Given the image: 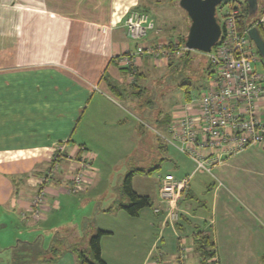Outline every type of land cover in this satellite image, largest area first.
Returning a JSON list of instances; mask_svg holds the SVG:
<instances>
[{
    "label": "crops",
    "instance_id": "0c3cea01",
    "mask_svg": "<svg viewBox=\"0 0 264 264\" xmlns=\"http://www.w3.org/2000/svg\"><path fill=\"white\" fill-rule=\"evenodd\" d=\"M166 1L178 7L174 0H0V230L9 228L11 222L18 228L15 234L32 241L40 240L33 237L36 230L45 233L67 224L71 227L70 240L77 243V237L82 238L84 218L120 214L131 225L128 232H136L138 239L140 234L143 244L136 246L137 253L133 250L132 254L121 243L109 245L115 231L97 223L96 230L107 231L100 239V254L108 264H249L250 261L260 264L264 251L262 148L251 146L230 155L222 153L221 162L210 170L204 169L214 179L204 180L200 194L192 188L195 166L187 167V172L182 170L183 174L167 171L176 177L190 175L188 189L178 202L179 218L172 224L164 223L163 213L160 214L164 212L158 198L162 175L144 177L148 188L139 190L133 181L135 176H140L134 173L131 178L134 191L152 199L150 223L156 229V236L150 245L145 243L148 234L145 231L141 234V226L137 225L145 221L146 207L131 216L114 199L90 206L93 200L89 188L94 185L96 175L91 149H107L116 139L123 143L122 130L130 122V113L118 101L122 100L128 108L135 107L133 103L138 102L143 92L151 64L148 63L151 58L144 55L134 56L130 64L120 61L124 54L134 51L137 42L128 35L124 20L132 9L147 12L156 27L143 41L157 42L163 36L161 24H165L166 15L161 9L167 5ZM256 3L251 15L264 29V10L258 13L264 0ZM8 11L10 15L5 13ZM180 19L182 29L186 19L183 16ZM156 62L163 60L152 59V64ZM130 74L133 77L136 74L135 86L129 82ZM174 114L162 124L161 135L169 133ZM135 122L127 136L128 142L130 137L134 143L141 140L137 131L140 122ZM159 142L155 147L160 149H153L158 157L154 154L155 157L142 159L147 164L136 168L159 165L149 166L151 161L165 157L161 155L166 149ZM57 147L65 150L59 160L60 171L46 183L44 210L35 219L28 214L29 199ZM204 152L208 157L214 156L210 149ZM66 153L88 157L90 162L83 169L84 179L79 189L72 193L64 192L62 187L76 172L78 163L67 159ZM74 205L81 209L80 213L86 209L84 213L88 215L55 222L60 212ZM156 206L160 212L154 211ZM201 237L212 243V258L202 259L196 251L195 240ZM46 238L47 235L40 241L43 245ZM11 264H15L13 258ZM28 264H77V258L70 250L52 261Z\"/></svg>",
    "mask_w": 264,
    "mask_h": 264
},
{
    "label": "built area",
    "instance_id": "2783aa9c",
    "mask_svg": "<svg viewBox=\"0 0 264 264\" xmlns=\"http://www.w3.org/2000/svg\"><path fill=\"white\" fill-rule=\"evenodd\" d=\"M240 5L233 4L224 14L218 41L205 52L211 65L206 88L198 97H191L178 107L169 126L170 138L166 141L188 154L195 169L210 167L221 162L222 153L234 154L247 147L264 149V73L257 72L253 62L258 60L256 48L248 36V28H239ZM124 26L128 35L136 40L134 51L124 54L122 64L132 63L136 55L168 61L179 58L187 49L172 39V45L164 42H145L143 39L154 28V21L145 11L132 9ZM132 58V59H131ZM214 156L208 157L204 150ZM54 150L47 170L38 180V188L29 201V209H41L46 195V183L58 173L59 160L65 152ZM66 158L78 163V169L63 185L62 190L72 193L79 189L84 179L83 169L90 165L88 157L70 155ZM190 175L176 177L167 172L160 176L158 198L164 206L162 221L174 223L179 218L178 202L188 189ZM160 207H154L160 212ZM34 212V211H32ZM35 213V212H34Z\"/></svg>",
    "mask_w": 264,
    "mask_h": 264
},
{
    "label": "rangeland",
    "instance_id": "374dc122",
    "mask_svg": "<svg viewBox=\"0 0 264 264\" xmlns=\"http://www.w3.org/2000/svg\"><path fill=\"white\" fill-rule=\"evenodd\" d=\"M166 3L167 5H165L164 8L161 9V11L163 10L164 14L166 15V18L164 20L165 24H161L162 31L160 32V35L162 34L163 36L162 38H160V40H158L164 43H168V40L171 39L180 38V34L182 33V36L186 35L189 25V21L185 11L181 7H179L178 3L175 2V0L174 3L179 7L180 10H177L178 7H172V4H170L168 1H166ZM233 4L244 7L245 0L221 1L216 6V16L220 22L223 21L224 14L228 12L230 6ZM261 9L264 10V3L262 4V7L258 9V13H262ZM5 13L10 15V11ZM180 16H183L186 19V26H183L182 29H180L179 27V22L181 23ZM154 28L150 32L154 31ZM169 61H171V64L165 63ZM148 63L152 64V59H150ZM151 64H149L150 69L148 70L147 77L143 82V92L138 98V102L135 101L133 103L135 107L132 106V108H128L124 104V102L120 100V98L117 99L120 100L118 102L124 105L130 113V116H128L130 122L127 123L124 126V130H122L125 136L123 143L116 139V141H113L107 149H91L94 157V159L92 160V165L96 168V175L93 181L94 185L89 188V191H91L89 195L93 200L92 205L90 206H98L102 202L104 203L110 199H114L116 204H126V196L123 194L122 190L124 175L127 171L139 166L140 164H147L146 161L144 163L142 159H146L147 157H155V155L158 157V154L153 152V149H160L159 147H155L156 142L158 141H161L163 144V149H166V151L164 152L165 154L161 155L165 157L160 160L158 159L157 162H155V160H148L149 162H152V164H150L149 166L159 164V167H156L151 173H136L135 175L140 176V178H136L135 176V179L133 181V184L136 188H138L139 190L148 188V185L146 183L147 180H144V177L156 178L158 175H163L167 171H171L174 174H183L184 172L182 170L187 172V167L194 168L195 166L194 163L192 164L186 153L179 151L174 144L166 142V140L161 136L163 132L162 124L169 120V117H171L172 114H174V112L178 109V107L185 101H187L189 97H198L206 88L209 75L211 74L207 68L208 58L206 57V54L204 52L190 49V58L188 59V61L184 60V58L179 57L171 58L168 61H163V63L156 62L152 65ZM253 66L257 72L264 73L263 58L261 59L259 57L258 60L253 62ZM134 77H136V74H134ZM134 77L133 74H130L129 76V82H131V85H134V82L136 81ZM134 120L136 121V124L138 121L140 122V129L138 130L137 128V131L140 134L139 139L141 140H138L137 143H134L133 137H130L129 143L127 136L132 131L131 125L134 124ZM163 135L168 139L170 138V134L167 132H165ZM161 142H159V144ZM129 146L133 148H129ZM53 154L54 153H52L48 158V165L51 163ZM37 156L38 155H36V157ZM182 163H184L183 166ZM177 165H179V167ZM58 171H60V169ZM192 175V188L199 194L205 186V184L203 183L204 180L207 182L210 179H214L209 173H207V171L202 168L197 169ZM149 198L151 201V197ZM43 205L38 211L33 209L32 211H34L35 213L30 211L28 213L30 217L38 219L44 210ZM146 209L147 213L144 218L145 221L142 220L140 222H137V225L141 226V234H143V231L148 234L147 238H145V243L148 242V245H150L154 240V237L156 236V229L150 223L152 222V213L150 206L146 207ZM80 211L81 209L77 208L76 205H74L72 209L65 208L62 212H60V214H58V216H56L55 222L57 223L61 220H66L67 218L73 216L77 217V215H88V213H84L86 212V209L82 213H80ZM87 212L90 213L89 210ZM119 215L120 214H116V216L114 217L109 215L96 217L95 215H93L89 218H84V222L81 227L82 234H80L82 238L79 239V237H77V243L70 240V237L68 235L70 234L69 230H71V227H67V224L63 225L62 227H58L57 229L59 230H45V233H43L44 231L36 230L32 234L33 237H38L40 241L42 239H45V235H47L48 239L46 238V243L43 245L44 248L50 247L55 243V240L59 238L62 242L60 243V247L65 246L68 249L67 251H73L72 249L75 245L79 246L80 248H84V246H86L85 249H87L88 243L86 244L85 241H87L90 236L96 233V224L100 223L102 224V226L106 228H112L115 231V236L113 238H109V245L121 243L122 246H125L126 251H129L132 254V251L135 250V252L137 253L136 246H140L141 244H143L142 237L139 234L138 239V235L136 232L131 231V233H129L128 226H130L131 229V225L127 220L121 219ZM136 221H139V219H137ZM145 222H147L148 227L145 226ZM8 225L9 228L0 230V233L4 234V237H2L0 234V264H11V259L13 256L12 246L17 243L18 239H26V237L24 235H21L20 233L15 234L18 228L15 229L14 225H12L11 222L8 223ZM11 232H14V234ZM122 241H124L126 244ZM19 252L22 253L21 251ZM65 253L66 251H64V254ZM13 257L16 259L15 256ZM23 258L24 257L20 256V258L18 259ZM32 262L34 261H31V263ZM253 263L254 262L252 261L249 262V264Z\"/></svg>",
    "mask_w": 264,
    "mask_h": 264
},
{
    "label": "trees",
    "instance_id": "16d2710c",
    "mask_svg": "<svg viewBox=\"0 0 264 264\" xmlns=\"http://www.w3.org/2000/svg\"><path fill=\"white\" fill-rule=\"evenodd\" d=\"M175 2L178 3V0H175ZM240 8H241L240 14L238 15L239 28H249L250 26H256L261 37L264 40V29L262 27V24L259 21H257V19L253 18L251 13H249V7L246 0H245V6ZM218 22L221 23L219 20ZM185 37L186 35L181 36L180 38H177L178 40L177 39L176 40L179 41V44H184ZM166 45L171 46L172 40H170ZM257 54L262 59L258 51ZM181 58H184V60L188 61V59L190 58V49H185L183 54L181 55ZM168 63L171 64V61H169ZM207 68L208 71L211 73V65L209 61ZM137 90L139 91V89ZM161 144L162 142L159 145ZM155 168L156 167H147V168L134 167L129 171H127L126 174L124 175V179L122 182V190H123V194L126 196L128 201L126 202V204H119V206L122 207L129 215L136 216L141 208L150 205V198L148 196L138 194L132 188L131 185L132 175L134 173H151ZM161 213L163 212L161 211L160 214ZM105 233H107V231L98 229L95 234L90 236L87 245L89 250L88 248L87 249L80 248L77 245L73 246L72 250L77 258V264H108L101 257L100 254V239L102 235ZM60 243H62L61 239L58 238L55 240V243L53 245H51L48 248H44L40 240L37 239H33L32 241L17 240V243L12 246L13 248L12 255L15 256L16 259L13 256L12 258L14 259L15 264L17 263L28 264L30 261H40V262L52 261L60 257L62 254H64V251L68 250L65 246L60 247L61 245ZM195 246H196V251H198L202 259L206 260L208 258H212L214 254V250L211 248L212 243L208 241V238L201 237V239L195 240ZM19 251H21L22 253H20ZM20 256L24 258L18 259L20 258ZM259 261L260 264H264V251L261 253Z\"/></svg>",
    "mask_w": 264,
    "mask_h": 264
},
{
    "label": "water",
    "instance_id": "95a60500",
    "mask_svg": "<svg viewBox=\"0 0 264 264\" xmlns=\"http://www.w3.org/2000/svg\"><path fill=\"white\" fill-rule=\"evenodd\" d=\"M223 0H178L188 18L189 25L184 41L187 49L209 52L221 35V25L217 20L216 6ZM249 13L254 11L256 0H246ZM248 36L264 60V40L256 26H250Z\"/></svg>",
    "mask_w": 264,
    "mask_h": 264
}]
</instances>
